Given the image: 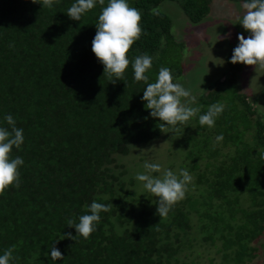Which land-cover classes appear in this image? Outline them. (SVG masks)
I'll return each instance as SVG.
<instances>
[{
  "label": "trees",
  "instance_id": "trees-1",
  "mask_svg": "<svg viewBox=\"0 0 264 264\" xmlns=\"http://www.w3.org/2000/svg\"><path fill=\"white\" fill-rule=\"evenodd\" d=\"M162 1L129 0L141 14L142 34L126 54L124 80L112 83L91 51L99 4L74 21L66 14L74 0L52 9L0 0V121L11 114L24 130V143L11 153L24 159L20 187L0 194V253L12 248L13 264H52L45 253L55 240L63 256L57 264H247L256 257L252 245L264 234L262 115L231 82H216L192 105L202 114L225 104L213 128H201L194 117L176 132L160 130L141 101L146 85L133 80L131 61L152 58L149 82L161 67L173 81L182 75L183 44L158 10ZM180 2L193 24L213 4ZM221 133L224 140L213 146ZM162 136L181 141L182 154L168 168L193 176L165 217L134 179L135 164L112 168L132 146ZM93 200L110 210L88 239H73L67 218L78 222ZM204 253L214 256L202 262Z\"/></svg>",
  "mask_w": 264,
  "mask_h": 264
},
{
  "label": "clouds",
  "instance_id": "clouds-1",
  "mask_svg": "<svg viewBox=\"0 0 264 264\" xmlns=\"http://www.w3.org/2000/svg\"><path fill=\"white\" fill-rule=\"evenodd\" d=\"M33 4H40L42 8L52 9L60 0H30ZM97 4L101 11L95 23L96 33L91 43V51L103 65V75L109 82L124 80V73L130 64L127 53L141 34V14L138 9L130 6L129 0H74L67 9V16L74 21H80L82 16L94 9ZM243 15L238 18L239 25L249 34L247 38L238 34V44L233 49L229 62L241 63L249 66L264 67V0H243ZM224 63V61H223ZM222 63V64H223ZM221 64V65H222ZM133 80L143 82L144 88L141 101L144 108L149 110L151 118L160 122V130H179L180 126L187 125L194 117L198 118L201 128H213L216 120L223 114L225 104L217 101L207 106L206 112L201 114L202 106H190L195 103L190 89L181 83L174 82L169 68L161 67L154 82H149L152 68V58L147 55L136 56L131 61ZM5 124L7 126H5ZM23 129L17 127L15 118L11 114L3 116L0 121V194L10 186L20 187V167L24 165L21 156H12L13 148L19 150L24 143ZM224 140L223 134L215 136V143ZM257 156L264 159V151L257 150ZM143 171H138L134 179L141 188L152 194L155 199L156 212L159 217H165L173 207L185 198L188 185L193 176L187 169L173 171L164 168L158 162L145 161ZM86 213L76 218H67L68 227L74 228L76 236L88 239L96 230L101 220V213L108 212V204L93 200L86 205ZM71 236V234H69ZM52 242L49 253L52 264L63 260L61 251ZM13 249L8 248L0 253V264H13Z\"/></svg>",
  "mask_w": 264,
  "mask_h": 264
},
{
  "label": "rangeland",
  "instance_id": "rangeland-1",
  "mask_svg": "<svg viewBox=\"0 0 264 264\" xmlns=\"http://www.w3.org/2000/svg\"><path fill=\"white\" fill-rule=\"evenodd\" d=\"M180 4V0H163L158 7L159 11L171 19L174 40L183 44V72L174 82L190 89L195 101L216 82H231V85L247 96L264 122V67L238 63L233 69L228 60L238 44V34H243L245 38L249 35L237 24L238 18L243 15L242 2L213 0L209 14L196 24L190 22ZM181 154V141L162 136L144 146H132L127 156H118L119 160L112 168L114 171L117 166L127 169L135 164L131 172L135 175L136 172L143 171V160L163 162L161 165L168 168L172 166L167 164L169 160L177 161ZM252 246L257 249L256 257L247 261V264H264V234ZM211 255L214 256V253H204L201 261L207 262Z\"/></svg>",
  "mask_w": 264,
  "mask_h": 264
}]
</instances>
